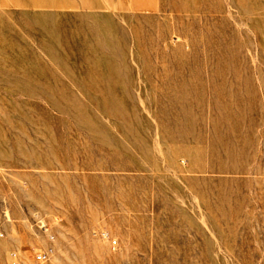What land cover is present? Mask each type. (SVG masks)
I'll list each match as a JSON object with an SVG mask.
<instances>
[{"label":"rangeland","instance_id":"rangeland-1","mask_svg":"<svg viewBox=\"0 0 264 264\" xmlns=\"http://www.w3.org/2000/svg\"><path fill=\"white\" fill-rule=\"evenodd\" d=\"M100 7L0 0V264H264V0Z\"/></svg>","mask_w":264,"mask_h":264},{"label":"crops","instance_id":"crops-1","mask_svg":"<svg viewBox=\"0 0 264 264\" xmlns=\"http://www.w3.org/2000/svg\"><path fill=\"white\" fill-rule=\"evenodd\" d=\"M31 6L43 7L54 2L57 8L68 11H95L101 10L103 0H28Z\"/></svg>","mask_w":264,"mask_h":264},{"label":"built area","instance_id":"built-area-1","mask_svg":"<svg viewBox=\"0 0 264 264\" xmlns=\"http://www.w3.org/2000/svg\"><path fill=\"white\" fill-rule=\"evenodd\" d=\"M102 235L106 238L108 237V234L106 232H103ZM50 238L53 239V235H50ZM113 244H117V241L114 240ZM52 253V248L39 250L34 256V261L37 263L48 262L52 257ZM13 264H21V262L16 261Z\"/></svg>","mask_w":264,"mask_h":264}]
</instances>
